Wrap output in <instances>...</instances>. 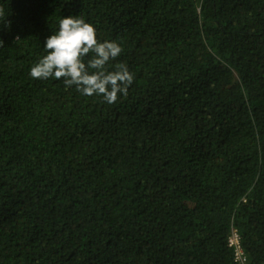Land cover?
Here are the masks:
<instances>
[{
    "label": "trees",
    "instance_id": "16d2710c",
    "mask_svg": "<svg viewBox=\"0 0 264 264\" xmlns=\"http://www.w3.org/2000/svg\"><path fill=\"white\" fill-rule=\"evenodd\" d=\"M0 264H264V0H0ZM82 17L134 82L33 79Z\"/></svg>",
    "mask_w": 264,
    "mask_h": 264
},
{
    "label": "clouds",
    "instance_id": "9594fccd",
    "mask_svg": "<svg viewBox=\"0 0 264 264\" xmlns=\"http://www.w3.org/2000/svg\"><path fill=\"white\" fill-rule=\"evenodd\" d=\"M44 48L46 54L30 69L33 79H62L66 88L101 96L109 104L121 94L127 96L134 82L127 64L111 63L123 52L121 43L101 40L96 27L80 16L60 18L58 30L46 38Z\"/></svg>",
    "mask_w": 264,
    "mask_h": 264
},
{
    "label": "built area",
    "instance_id": "2783aa9c",
    "mask_svg": "<svg viewBox=\"0 0 264 264\" xmlns=\"http://www.w3.org/2000/svg\"><path fill=\"white\" fill-rule=\"evenodd\" d=\"M228 245L233 250L235 262L237 264H247V257L241 245L240 234L236 229H232L228 239Z\"/></svg>",
    "mask_w": 264,
    "mask_h": 264
}]
</instances>
